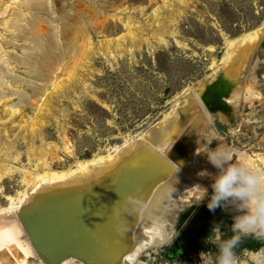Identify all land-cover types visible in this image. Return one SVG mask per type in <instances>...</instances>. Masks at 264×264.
Returning <instances> with one entry per match:
<instances>
[{"label":"rangeland","instance_id":"rangeland-1","mask_svg":"<svg viewBox=\"0 0 264 264\" xmlns=\"http://www.w3.org/2000/svg\"><path fill=\"white\" fill-rule=\"evenodd\" d=\"M263 25L264 0H0V146L15 144L20 160L13 164L28 169L36 156L62 169L107 152L158 122L187 88L203 100L205 86L227 70L234 51L228 42L239 44ZM246 60L232 89L247 83L260 97L238 107L223 101L222 109L203 100L217 139L202 149L201 167L212 165L204 152L217 144L234 160L236 151L264 154V49ZM219 94L222 102L226 93ZM21 180L18 171L3 181L0 202L23 188ZM207 204L183 206L170 242L141 259L200 264L202 251L215 252L209 238L214 230L229 238L222 227L231 230L235 212ZM262 248L245 239L236 249L241 264H256L247 253Z\"/></svg>","mask_w":264,"mask_h":264},{"label":"bare ground","instance_id":"bare-ground-1","mask_svg":"<svg viewBox=\"0 0 264 264\" xmlns=\"http://www.w3.org/2000/svg\"><path fill=\"white\" fill-rule=\"evenodd\" d=\"M243 39L244 41L239 44L233 39L228 42V47H232L234 51L227 70L220 75L219 93L223 89L233 92V95L223 92L226 95H222V101H225L227 106L238 107L240 102L256 99L260 94L247 83L241 90L232 89L233 82L238 84L237 80L239 81L246 67V59L250 52L256 51L257 48L264 49V25L244 34ZM205 89L208 93L209 86L206 85ZM200 92L204 94V91L202 93L200 90ZM199 95L200 93L193 90V87L187 88L177 94L171 107L148 129L134 136L127 134L122 144H115L107 148V152H97L91 158L76 161L62 169L54 168L47 158L42 156H36L37 162L31 169L18 167L13 164V161L20 160L19 154H13L15 144L8 142L5 143L7 146H0V155H2L0 156V185L19 171L22 174L23 186L14 194L6 195L5 202H0V242L6 244L5 247L0 248V259L3 264H45L40 259L29 260L30 255L36 258L37 255L29 239L24 236L25 232L17 217L22 206L41 194L90 182L95 183L97 179L105 178L113 173L121 160L127 159L139 146H143L145 150L164 160L173 170L156 178L137 197L131 206L127 220L120 229L117 252H120L121 258L117 264H147L141 259L143 254L146 253L149 257L150 249L157 251L164 245L154 239V229L161 228L168 234L172 232L180 209L193 200H201L196 185L206 188L208 184L213 183V176L218 173V169L213 165L200 166L202 149H205L208 143L199 136L212 132L213 118ZM197 108L202 114L195 113ZM233 119L234 116H230L228 122L231 123ZM197 149L201 152L199 155H197ZM235 153L245 152L236 151ZM245 154L257 167L264 168L263 153ZM201 172L209 175L201 176L199 175ZM0 187L3 190V186ZM231 209L236 215L234 208L231 207ZM251 253L257 254V252ZM258 253L255 263L264 264V253ZM60 264L85 263L75 257H68ZM243 264L249 263L243 262Z\"/></svg>","mask_w":264,"mask_h":264},{"label":"water","instance_id":"water-1","mask_svg":"<svg viewBox=\"0 0 264 264\" xmlns=\"http://www.w3.org/2000/svg\"><path fill=\"white\" fill-rule=\"evenodd\" d=\"M219 77L203 96L211 109L224 105ZM117 165L112 174L95 183L50 191L20 208L18 220L37 255H30V261L60 264L75 257L85 264H117L121 258L117 252L120 229L133 202L156 178L173 172L143 146Z\"/></svg>","mask_w":264,"mask_h":264},{"label":"clouds","instance_id":"clouds-1","mask_svg":"<svg viewBox=\"0 0 264 264\" xmlns=\"http://www.w3.org/2000/svg\"><path fill=\"white\" fill-rule=\"evenodd\" d=\"M199 137L208 144L217 139L214 132ZM200 153L197 149V155ZM204 153L218 173L213 176L210 196L207 188L196 185L201 199L207 198L211 211L231 206L237 214L233 217L232 235L229 238H222L219 231L214 230L215 235L209 238V242L216 251H202L200 264H241L236 249L245 239L264 242V168L253 164L245 153H237L238 159L234 160L233 151L220 144L215 149L208 148ZM199 175L209 174L201 172ZM153 235L161 245L171 240V236L161 228L154 229ZM260 253H264V248L260 249ZM247 254L257 261L259 253Z\"/></svg>","mask_w":264,"mask_h":264},{"label":"trees","instance_id":"trees-1","mask_svg":"<svg viewBox=\"0 0 264 264\" xmlns=\"http://www.w3.org/2000/svg\"><path fill=\"white\" fill-rule=\"evenodd\" d=\"M224 235H232L231 230H227L225 227H222Z\"/></svg>","mask_w":264,"mask_h":264},{"label":"snow or ice","instance_id":"snow-or-ice-1","mask_svg":"<svg viewBox=\"0 0 264 264\" xmlns=\"http://www.w3.org/2000/svg\"><path fill=\"white\" fill-rule=\"evenodd\" d=\"M6 246V244L5 243H3V242H0V248H3V247H5Z\"/></svg>","mask_w":264,"mask_h":264},{"label":"crops","instance_id":"crops-1","mask_svg":"<svg viewBox=\"0 0 264 264\" xmlns=\"http://www.w3.org/2000/svg\"><path fill=\"white\" fill-rule=\"evenodd\" d=\"M203 209H205V212L208 210V209H206V208H203ZM207 212H208V211H207ZM203 213H204V212H203ZM206 216H207V215H206ZM209 219H210V218H209ZM209 219H208V220H209Z\"/></svg>","mask_w":264,"mask_h":264}]
</instances>
